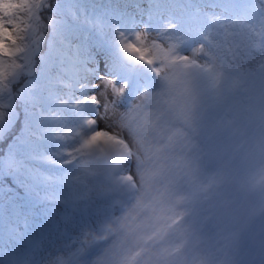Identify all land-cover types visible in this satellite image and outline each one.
Wrapping results in <instances>:
<instances>
[{"label":"snow or ice","instance_id":"obj_1","mask_svg":"<svg viewBox=\"0 0 264 264\" xmlns=\"http://www.w3.org/2000/svg\"><path fill=\"white\" fill-rule=\"evenodd\" d=\"M0 145V264H264V0H0Z\"/></svg>","mask_w":264,"mask_h":264},{"label":"rangeland","instance_id":"obj_2","mask_svg":"<svg viewBox=\"0 0 264 264\" xmlns=\"http://www.w3.org/2000/svg\"><path fill=\"white\" fill-rule=\"evenodd\" d=\"M105 2V0H95L93 3H88V7L91 8V6L93 5H99V4H103ZM114 40V37H113ZM128 65L126 63H124L120 58H118L112 65L109 66V70L113 71L115 70L117 72V74H119V72L121 71H125L127 69ZM3 147V145H2Z\"/></svg>","mask_w":264,"mask_h":264},{"label":"trees","instance_id":"obj_3","mask_svg":"<svg viewBox=\"0 0 264 264\" xmlns=\"http://www.w3.org/2000/svg\"><path fill=\"white\" fill-rule=\"evenodd\" d=\"M89 1L93 2L94 0H89ZM0 147H2V145H0Z\"/></svg>","mask_w":264,"mask_h":264}]
</instances>
